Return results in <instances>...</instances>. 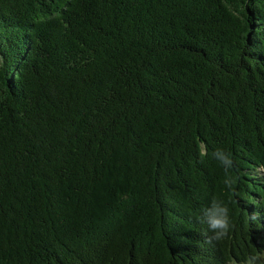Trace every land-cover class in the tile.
<instances>
[{"label":"trees","instance_id":"16d2710c","mask_svg":"<svg viewBox=\"0 0 264 264\" xmlns=\"http://www.w3.org/2000/svg\"><path fill=\"white\" fill-rule=\"evenodd\" d=\"M262 255L264 0H0V264Z\"/></svg>","mask_w":264,"mask_h":264},{"label":"clouds","instance_id":"9594fccd","mask_svg":"<svg viewBox=\"0 0 264 264\" xmlns=\"http://www.w3.org/2000/svg\"><path fill=\"white\" fill-rule=\"evenodd\" d=\"M211 227L212 228H220V229H227L228 222L226 217L221 219H212L211 220Z\"/></svg>","mask_w":264,"mask_h":264},{"label":"rangeland","instance_id":"374dc122","mask_svg":"<svg viewBox=\"0 0 264 264\" xmlns=\"http://www.w3.org/2000/svg\"><path fill=\"white\" fill-rule=\"evenodd\" d=\"M251 264H264V255H262L257 262Z\"/></svg>","mask_w":264,"mask_h":264}]
</instances>
